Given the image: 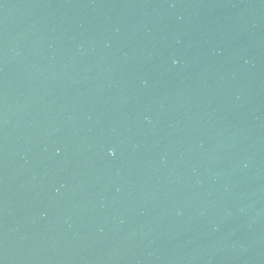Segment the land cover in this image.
Returning <instances> with one entry per match:
<instances>
[{"label": "water", "instance_id": "1", "mask_svg": "<svg viewBox=\"0 0 264 264\" xmlns=\"http://www.w3.org/2000/svg\"><path fill=\"white\" fill-rule=\"evenodd\" d=\"M0 264H264V0H0Z\"/></svg>", "mask_w": 264, "mask_h": 264}]
</instances>
